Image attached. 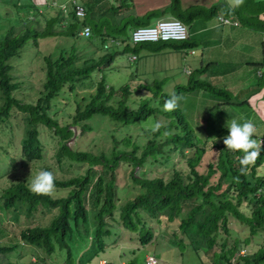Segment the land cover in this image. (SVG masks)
Returning <instances> with one entry per match:
<instances>
[{"label":"trees","instance_id":"16d2710c","mask_svg":"<svg viewBox=\"0 0 264 264\" xmlns=\"http://www.w3.org/2000/svg\"><path fill=\"white\" fill-rule=\"evenodd\" d=\"M101 1L103 0H86L83 3L86 9L94 10L95 14L100 13L104 18L105 14L109 15V18L101 17L98 23L91 24L87 20V14L84 22L91 25L92 33L83 38L78 35L82 25L80 26L72 8L67 12L60 8L54 14H48L45 10H39L32 0H0L1 11L5 10L2 14L6 17L3 26H7L0 38V122L7 121L13 108L23 113L19 157L25 162L43 158L39 130L40 126H44L58 137L56 159L59 163L68 158L87 165L82 174L55 179L56 189L68 190L65 196L36 195L29 190V184L24 180L12 182L3 189L0 201L5 210L23 209L26 217L32 216L40 208L55 210L56 214L45 225L36 223L20 230L18 242L0 243V257H6L0 264H21L9 260L8 256L21 243L43 249L46 255L55 252L57 247L65 249V264H73L75 248L68 245V241L80 228H84L85 233L88 232L90 212L93 213L91 222L94 226L91 244L79 257L78 264H88L104 251L105 238L111 234L113 227L109 219H115L128 230H139L141 244L150 242L154 232L147 225L146 218L165 221L172 228V237L176 236L174 239L181 242L187 241L193 251H212L215 256L213 264H219L220 260H224L226 264H264V174H257L264 167V135L254 136L257 141L259 138L263 139L262 142L258 141L262 145L261 152L255 163L249 165L247 174L241 175L239 161L244 155L242 152L230 151L215 139L209 141L207 133L204 136L202 131L197 134L180 106L174 111L164 110L163 105L169 94L163 93V79L154 81L152 85L142 86L141 83L140 87L148 90L150 95L142 98L136 107H130L128 100L132 92L129 84L114 88L108 84L104 74L119 54H140L143 50L157 54L167 48L192 49L197 45L195 36L204 34V38L206 33L220 36L207 31L208 25H205L214 16L217 20L223 16L230 20L223 24L235 25L233 21L237 18L240 23L255 26L253 19L258 20L254 18L257 12H264V0H244L243 5L236 9L230 8L225 0H198L200 2L187 5H183L182 0H169L165 6L150 8L143 14L129 13L120 19H117L119 11L132 8V0H114L115 4L110 5L100 3ZM5 6L10 7V11ZM251 10L256 14H252ZM23 11L27 14L22 15ZM163 15L180 20L186 26L189 36L183 40L132 44L128 31ZM198 22L200 28L196 29L194 24ZM57 36L73 41L69 46L59 47L56 55L47 53L43 56L44 80L38 90V97L34 102H22L13 96L19 82L11 73L13 66L10 59L18 55L28 40H32L34 47H38L40 39ZM110 38L119 39L122 45H110L103 49L104 43ZM76 40H80L84 47L93 45L95 49L87 56L79 51ZM96 49L102 52L98 56L92 54ZM206 63L191 71L187 83L176 85L171 93L199 92L208 88L213 94L211 97L218 100V105H235L234 97L229 91L213 87L201 77L211 65ZM249 64L264 69V50L260 59L251 60ZM95 72L100 73L98 80L93 79ZM263 83L264 71L258 77L257 85L263 86ZM82 86L94 87L95 91L75 101L71 124H61L49 112L52 99L63 91L76 92ZM94 114L108 116L121 124L140 122L149 116L162 114L168 122L162 124L158 131H144L146 138L143 142L133 140L130 131L118 137L112 130L110 151L95 154L71 146L81 134L91 131L87 121ZM163 134L164 138L158 139ZM166 146L181 155L188 172L183 174L180 170H173L167 179L148 177L141 172L140 169L147 160L156 159L158 154H163ZM211 147L217 150L216 159L207 164L205 172H200L197 166L206 150ZM124 162L131 165L130 177L140 191L117 210L115 170ZM235 177H239V180ZM116 212L118 218L114 216ZM231 219L242 224L248 232L242 239L241 246L240 240L234 239L229 244L225 238L230 234ZM220 233L225 234V237L219 238ZM260 234L262 244L254 252L240 254L242 246L248 245L253 236ZM216 244L220 248L219 253L213 250ZM33 263L48 264L43 258Z\"/></svg>","mask_w":264,"mask_h":264},{"label":"rangeland","instance_id":"374dc122","mask_svg":"<svg viewBox=\"0 0 264 264\" xmlns=\"http://www.w3.org/2000/svg\"><path fill=\"white\" fill-rule=\"evenodd\" d=\"M3 2L6 0H2ZM9 2L15 0H8ZM25 2L27 0H21ZM33 3L39 8V10L54 14L57 9L60 10L61 4L65 3L67 9L65 12L73 8L72 3L69 0H32ZM78 2V0H76ZM134 0H132L133 2ZM149 3L157 0H147ZM119 2V0H118ZM137 6H142L145 0H135ZM227 2V0H226ZM80 3L85 9V16L79 19L80 26L98 23L102 17L100 13H94L92 9H86L85 5ZM100 3L107 5L115 4L114 0H103ZM165 6V5H164ZM148 8L145 6V9ZM158 8V7H157ZM7 11H10V7L5 6ZM5 10L1 11L0 6V38L3 36L4 30L7 26H3L6 22H3L6 17L2 14ZM130 12H140L137 7L131 9H121L118 13L117 19L128 15ZM27 14L24 11L22 15ZM88 14V16H87ZM94 14V15H93ZM87 16L89 23L84 22ZM108 14H105V18H109ZM159 16L160 18L167 15ZM31 19V16L28 17ZM104 16L102 19H105ZM158 18V17H157ZM159 18V19H160ZM156 19V18H154ZM112 23V20H110ZM83 22V24H82ZM154 22V21H153ZM152 21L147 23H153ZM146 24V25H147ZM200 22L195 23L196 29L200 28ZM205 25L214 26L210 29V32L215 34H221V30L231 32L233 28L230 25H222L217 20L216 16L212 17L209 21L205 22ZM43 26V23L42 25ZM110 27V26H109ZM244 24H240L241 28H244ZM209 31V30H207ZM130 32V31H128ZM92 33V28H91ZM130 34V33H129ZM204 34H200L199 37H203ZM195 36L197 45L192 49L182 48L178 50L165 49L157 54H151L147 50L140 52L141 56L136 61L128 59L126 53L116 56L114 63L104 71L106 81L114 88H118L121 85L129 84L131 94L129 96L128 105L130 107H136L142 98H147L150 92L144 87V85H152L156 80H164L162 89L163 93L170 94L176 85L186 84L189 76V71H194L196 68L206 65V62L212 63L206 68L205 73L201 76L207 80L211 86L229 91L236 101L235 94L237 91L244 89L243 94L246 93V88L243 87L237 76L242 77V82L248 87V85L255 81H258L256 65H243V60H254L257 50L254 49L253 43L248 44L245 41H237V52L229 51L227 54L223 53V50L218 45H203L201 39ZM259 38V36H258ZM255 39V38H254ZM257 40V39H255ZM73 39H66L64 37H49L46 39H40L38 47H34L32 40L26 41L24 46L20 49L18 55L13 56L10 62L13 66L12 75L15 80L19 82V87L13 91V96L20 99L22 102H34L39 94V89L42 86L44 80V62L43 56L47 53L57 54L59 47L69 46ZM79 51L87 56L91 51L95 49L93 45L91 47L82 46L80 40H76ZM261 40L258 39V43ZM262 43V42H261ZM81 45V46H80ZM261 44H259L260 46ZM80 46V47H79ZM228 48V46L222 47ZM191 50L194 52L191 53ZM102 52L96 49L92 54L95 56L100 55ZM131 53V52H129ZM157 57H153V56ZM258 50V56H259ZM260 57H257L258 60ZM225 59H229L233 62V65H226ZM237 62L239 63L237 67ZM206 63V64H205ZM183 68H186L183 70ZM190 69V70H189ZM183 70V71H182ZM247 71V75L245 74ZM261 72L264 69L260 70ZM259 75V74H258ZM100 77L99 72L93 73V79L98 80ZM246 80L249 83H246ZM228 79L229 82H225ZM223 80L224 84H221ZM256 82V81H255ZM208 83V84H209ZM264 84V83H263ZM264 87L261 85H255L253 91L257 93ZM94 87L82 86L78 88L76 92L63 91L58 94L51 101V115L56 118L61 124H71V115L74 113L75 101L82 96H86L93 93ZM199 92H183L185 97L180 102V107L186 113L187 120L194 128V131L199 134L202 131L203 136L207 133L206 137L211 141L215 139L217 142L222 143L223 137L227 135V123L231 121L234 116H237V112L245 113L246 106H241V109H223V104L217 103V99L211 97V90L204 88ZM253 106V101H249ZM2 98L0 94V104ZM249 112V117L245 120H251L254 122L257 134H264V122L263 116L258 112ZM258 111V109H257ZM254 112V113H253ZM264 114V113H263ZM243 117V116H242ZM237 120V119H236ZM23 113L13 108L12 114L6 122H0V195L7 186L12 182L24 180L28 184L31 178H33L41 169L48 168L49 171H53L56 178L66 179L76 174L84 173L87 165L85 163H77L64 158L62 162H58L56 159V152L58 149V137L53 135L52 131L46 129L44 126H40V140L43 145V158L41 160H33L25 162L24 159L19 157L20 139L23 135ZM166 124V119L162 114H155L149 116L146 120L121 124L111 120L108 116L94 114L88 119L91 131H86L81 134L77 139L74 138L71 146L75 148L85 149L98 154L100 151L109 152L112 147V139L110 133L115 131L118 137L123 136L126 132L130 131L132 139L143 142L146 138L145 132L151 130L156 122ZM240 122V120H237ZM146 129V130H144ZM80 130V125H79ZM164 134L158 139H163ZM217 150L214 147L208 148L202 157L201 162L197 166L200 172H205L207 164L213 162L216 159ZM139 168H136L138 170ZM173 170H180L183 174L188 172V168L184 159L177 151L169 149L168 146L164 147L163 154H158L156 159H148L147 162L140 169L148 177H163L167 179ZM258 170V169H257ZM131 165L128 163H121L115 170L116 173V205L117 210L127 200L133 199L140 191L137 184L133 183L130 177ZM258 175L264 174V167L257 171ZM215 178V177H214ZM263 189V188H262ZM68 190L54 189L50 194L53 197L65 196ZM0 201V243L11 244L19 241L20 230L27 226L34 225L36 223L47 224L51 217L56 214L55 210L47 211L40 208L36 213L30 217L24 215V210H17L10 208L5 210L2 207ZM92 212L89 213V222L87 224L88 232L85 233L84 228H80V231H75L73 237L68 241V245L75 248L73 253V264H78L79 257L83 254V251L90 246V238L94 226L92 224ZM115 218H118V212L115 213ZM147 219V225L152 227L154 236L152 240L146 244H141L139 240L140 231H132L124 228L115 219H109V223H112L111 234L105 238V249L95 256L88 264H99L101 258H105L106 264H127L132 262L133 264H145L144 258L147 254H153L157 258V264H213L215 256L212 251L210 253L195 252L191 249L190 244L187 241H178L172 237V228L165 221L158 222L154 219ZM230 234L225 237V234L220 233L219 238L225 237L229 244H232L234 239L240 240L239 246L242 245V239L248 234L247 230L238 221L231 219L229 224ZM171 231V232H170ZM223 234V235H222ZM220 241V239H219ZM262 244V237L260 235L253 236L250 239L248 245H243L240 254L254 252L259 245ZM204 250V249H203ZM217 253L220 252L219 246L216 244L213 248ZM9 260L13 262H20L21 264H34L38 259H46L49 264H65L66 250L55 249L50 255H46L43 249H37L34 246L27 243H21L15 251L9 253ZM5 261L6 257H0V261ZM45 264V263H44ZM219 264H226L224 260H220Z\"/></svg>","mask_w":264,"mask_h":264},{"label":"crops","instance_id":"0c3cea01","mask_svg":"<svg viewBox=\"0 0 264 264\" xmlns=\"http://www.w3.org/2000/svg\"><path fill=\"white\" fill-rule=\"evenodd\" d=\"M208 1L212 2L214 0H208ZM56 2H57V0H56ZM79 2H81L83 4L86 2V0H79ZM168 2H169V0H157V3H155V2L149 3L147 0H145V3L142 6H137L136 2L134 0L133 1V7H137V9L139 8L140 12H137V13L130 12V13L131 14L132 13L133 14H143L145 11H147L150 8L161 7L163 5L168 4ZM198 2H200V1H198V0H191V1L190 0L189 1L188 0H182L183 5H187L189 3H198ZM145 6L148 8L145 9ZM130 9L132 10V8H130ZM251 12H252V14H256L254 10H251ZM219 14H220V12H219ZM255 16L256 17H254V18L258 19V20L253 19V24H255V26L244 24L245 27L241 28L242 30H240L239 28H240L241 23L237 18H234L235 22L237 23L236 25H233V24H222V25H230L232 28L237 27V29L233 28V30L231 32L221 30L220 36L211 35L210 33H209L210 35H208V33H206L205 37L201 39L202 44L203 45H218L223 50V53L227 54V52L233 51V50L235 52H237V46H236L237 41H245V43H248V44L253 43L254 49L257 50V53H255L256 54L255 56L261 58L262 50H264V12H257V14ZM162 17H164V16H162ZM165 17H169V16H165ZM159 18L160 17L153 19L151 21L153 22ZM212 27H214V26H208V30H210ZM258 36H259V38H258ZM83 38H87V37H83ZM254 38L257 40H255ZM258 39H260L262 43L261 42L258 43ZM259 44H261V45L259 46ZM223 45L228 46V48L223 49L222 48ZM103 49H105L104 46H103ZM258 50H259V54H260L259 56H258ZM192 52H194V51L192 50ZM126 54L128 55V59H129V57L132 53L126 52ZM146 55L145 54L144 55L136 54L137 57L134 61L138 60L141 56H146ZM153 57H157V56L155 55ZM257 57H255L254 60H256ZM250 61L251 60H248V59L243 60V65H240V66H247V65H249ZM224 63L226 65H233V62L229 59H225ZM238 65H239V63L237 62V67H238ZM184 69H186V68H183V70ZM260 70L261 69L257 70V75H256L257 78L261 75ZM245 74L247 75L246 70H245ZM237 80H239L240 83L242 85H244L243 87L246 88V93L243 94L244 89L237 91V93L235 94V98H236L235 105H224L221 108L233 109V108L237 107V109H241V106L245 105L246 106L245 113L237 112V116L233 117V118H236L237 120H240V122L242 123L245 118L249 117V112L252 111V108L254 106V108H255L254 111L261 114L263 116V119H264V114H263L264 113V87L261 89V91H258L257 93H255L253 91V87L255 85H257L258 81L256 79H255L256 82L254 81L248 85L249 88H247V86L242 82L243 80H242L241 76H237ZM245 81H246V83H249V81L246 80V78H245ZM220 82H221V84H224L223 80H221ZM225 82L228 83L229 80L225 79ZM199 93H201V92L199 91ZM251 100L253 101V106L249 102ZM243 101H244V103L240 104ZM257 109H258V111H257ZM262 125L264 126V122L262 123ZM256 134H257V132H256ZM258 134L264 135L261 133H258ZM147 255H149V254H147ZM105 260H106L105 258H101V260L99 261V264H106ZM144 262H145V258H144ZM121 264H124V262H122Z\"/></svg>","mask_w":264,"mask_h":264},{"label":"clouds","instance_id":"9594fccd","mask_svg":"<svg viewBox=\"0 0 264 264\" xmlns=\"http://www.w3.org/2000/svg\"><path fill=\"white\" fill-rule=\"evenodd\" d=\"M227 3L230 8L236 9L243 5L244 0H227ZM218 21L220 24H223L220 20ZM234 22L235 21H233V23ZM84 35H90V30L86 29ZM162 38L168 39L167 36ZM191 53H193L192 50ZM190 72L187 75H189ZM184 99L185 97L182 94L170 93L169 98L164 102L163 108L165 111H174L180 106V102ZM162 126V123L158 121L153 125L151 131H158ZM226 126L228 132L227 135L223 137L222 143L228 150L242 152L244 154L239 161V173L245 175L247 174L249 165L255 163L261 152L262 145L254 138L257 132L256 126L251 120H245L241 123L236 119H231ZM55 179L56 177L53 171L41 169L33 178H31L29 190L36 195H50L55 189ZM235 179L238 181L239 177H235Z\"/></svg>","mask_w":264,"mask_h":264},{"label":"built area","instance_id":"2783aa9c","mask_svg":"<svg viewBox=\"0 0 264 264\" xmlns=\"http://www.w3.org/2000/svg\"><path fill=\"white\" fill-rule=\"evenodd\" d=\"M72 3L74 8L75 15L78 19H82L85 16L84 7L78 3L76 0H69ZM61 8L65 11L67 9V5L62 3ZM219 20L223 23H229L230 20L225 17H219ZM236 24V22H234ZM90 30L89 25H83L81 29L78 31V35L81 37H89L84 35L85 30ZM167 36L168 39H164L162 37ZM189 36V32L186 26L178 19L169 17V18H160L155 20L153 23L147 25H140L134 27L130 31V40L133 44L140 42H154V41H166V40H183ZM110 45L114 47H119L122 45L121 41L117 38H110L104 43V48H109ZM131 61L136 59L135 54H131L129 57ZM190 72V71H189ZM262 138H259V142H262ZM145 264H157V258L152 255H146Z\"/></svg>","mask_w":264,"mask_h":264},{"label":"water","instance_id":"95a60500","mask_svg":"<svg viewBox=\"0 0 264 264\" xmlns=\"http://www.w3.org/2000/svg\"><path fill=\"white\" fill-rule=\"evenodd\" d=\"M74 128V130H75V127H73Z\"/></svg>","mask_w":264,"mask_h":264}]
</instances>
